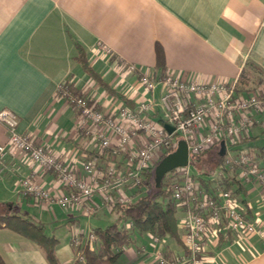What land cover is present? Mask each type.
I'll use <instances>...</instances> for the list:
<instances>
[{"label":"crops","instance_id":"0c3cea01","mask_svg":"<svg viewBox=\"0 0 264 264\" xmlns=\"http://www.w3.org/2000/svg\"><path fill=\"white\" fill-rule=\"evenodd\" d=\"M77 44L113 93L83 71L75 58ZM100 44L110 52L104 53ZM156 44L163 51L164 71L197 81L232 80L252 61L258 69L252 91L264 89V0H0V109L17 115L19 132L70 164L80 162L94 148L79 131L75 111L56 95L57 85L66 81L77 92L85 90L103 110L125 100L134 106L149 95L158 107L160 85L144 91L137 74L119 62L156 72ZM152 116L158 119L159 114ZM261 120L264 113L254 115L239 147L264 155L263 146L247 144L264 131ZM6 134L0 122V143ZM33 170L43 187H54L52 175L37 171L34 164H23L21 173ZM16 178L8 171L0 173V213L29 217L42 224L43 231L48 222L70 225L69 234L80 230L74 228L78 211L35 200L19 191ZM243 189L241 208L264 229L259 185L243 182ZM104 210L91 218L102 216ZM50 236L58 264H75L78 248L72 235L64 244ZM166 239L157 247L164 254L182 251ZM152 250L150 236H137L111 264H155ZM0 256L4 264H49L34 241L6 227H0ZM201 264H264V235H219L205 245Z\"/></svg>","mask_w":264,"mask_h":264},{"label":"built area","instance_id":"2783aa9c","mask_svg":"<svg viewBox=\"0 0 264 264\" xmlns=\"http://www.w3.org/2000/svg\"><path fill=\"white\" fill-rule=\"evenodd\" d=\"M100 47L104 53L110 52L105 44ZM119 62L126 71L137 74L144 91L151 92L160 85L158 107L149 95L131 107L122 103L103 110L85 90L72 92L69 83L63 81L57 85L56 95L77 114L79 131L92 142L93 153L70 164L36 143L29 134L19 132L17 115L1 108L0 122L7 134L0 143V173L16 174L19 191L49 207L56 204L92 216L102 208L132 202L140 194L137 187L142 172L172 151L178 138L186 141L188 162L223 140L225 153L220 165L237 168V177L244 182L257 183L264 202V163L248 147L229 152L253 126L254 115L264 113V89L237 93V78L197 81L169 71L157 77L152 70L142 71L133 63ZM152 113L159 114L158 119ZM164 122L173 127L171 132L165 129ZM260 123L264 128V120ZM23 164H34L37 171L50 173L54 187H43L36 170L23 175ZM219 170L218 176L223 174ZM165 177L172 189L171 198L187 204L177 223L183 249L166 255L157 247L167 237L149 235L155 264H201L208 241L228 232L264 235L259 220L246 215L231 189L201 192L186 166L174 167ZM93 240L92 229H76L72 233V242L78 248L73 262L83 261L82 244L88 242L94 247Z\"/></svg>","mask_w":264,"mask_h":264},{"label":"trees","instance_id":"16d2710c","mask_svg":"<svg viewBox=\"0 0 264 264\" xmlns=\"http://www.w3.org/2000/svg\"><path fill=\"white\" fill-rule=\"evenodd\" d=\"M156 57V76L161 77L164 73V55L160 45H155ZM76 60H78L83 71L107 93H113V89L100 77V75L90 66L86 60L83 48L76 45ZM258 72L256 65L252 61H247L245 67L240 71L235 90L237 93H248L253 90L254 74ZM72 92V86L69 84ZM128 106H133L131 102L125 100ZM153 117V116H152ZM241 143V142H240ZM239 143V144H240ZM239 144L233 147L234 150L241 148ZM250 149V148H248ZM264 150V146L261 147ZM205 149L193 156L196 162L199 161L200 154L206 152ZM256 158L264 163V155L260 152L254 153ZM221 158L214 163L217 169H222V175L216 179H210L204 176H195L190 173L193 180L198 183L199 189L203 193L212 194L218 189H231L234 195L242 202L244 196L243 180L237 177V168H224L221 164ZM153 167L142 172L140 185L137 191L140 193L130 203L116 204L109 208V211L116 210L119 217L126 225H117L112 222L105 226H97L92 229L94 233L93 244L84 243L82 245L83 261L75 264H111L120 254L121 249L134 242L135 237L142 235L157 236L159 238H168L178 246H182L180 240L181 230L178 228V213L187 209V204H180L171 198V186L165 175L159 186H155ZM219 170V171H220ZM152 191L149 192L148 188ZM146 188V191H144ZM0 227H6L32 241H34L44 252L49 264H58L54 253L55 239L46 235L42 224H39L29 217H21L16 214L0 213ZM183 247V246H182ZM0 264H4L0 256Z\"/></svg>","mask_w":264,"mask_h":264},{"label":"rangeland","instance_id":"374dc122","mask_svg":"<svg viewBox=\"0 0 264 264\" xmlns=\"http://www.w3.org/2000/svg\"><path fill=\"white\" fill-rule=\"evenodd\" d=\"M247 144L253 146H264V131L260 132L257 137L249 139ZM219 150L218 146H214L212 149L207 150L204 153L200 154L199 161L196 162L195 159L190 158V161L186 165L189 173L195 176H204L210 179H216L218 177V169L214 165V163L218 160L219 156L217 154ZM234 151L233 147L229 148V152L232 153ZM148 191L151 192L152 188L149 187ZM104 214L99 217L86 216L83 213L77 214V221L74 225V228H78L82 231H86V229L90 226H105L112 222L117 223V225H126V223L119 217L118 212L116 210L109 211L105 208ZM100 212V213H102ZM69 226L70 225H56L53 222H48L45 226L44 233L46 235H54L59 238L58 243L64 244L67 241V238L72 235V231L69 234Z\"/></svg>","mask_w":264,"mask_h":264},{"label":"water","instance_id":"95a60500","mask_svg":"<svg viewBox=\"0 0 264 264\" xmlns=\"http://www.w3.org/2000/svg\"><path fill=\"white\" fill-rule=\"evenodd\" d=\"M163 126L168 132L173 130V127L167 123H163ZM225 153V144L223 140L219 142L218 156H222ZM188 164V151L187 144L184 139L178 138L176 140L175 148L166 153L160 160L154 165V182L155 186L161 184V180L166 172L178 166H186Z\"/></svg>","mask_w":264,"mask_h":264},{"label":"flooded vegetation","instance_id":"af4514ba","mask_svg":"<svg viewBox=\"0 0 264 264\" xmlns=\"http://www.w3.org/2000/svg\"><path fill=\"white\" fill-rule=\"evenodd\" d=\"M217 154H218V152H217Z\"/></svg>","mask_w":264,"mask_h":264}]
</instances>
